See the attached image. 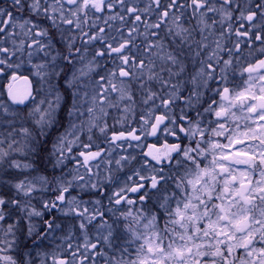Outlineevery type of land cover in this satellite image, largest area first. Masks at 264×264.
I'll return each instance as SVG.
<instances>
[{
	"label": "snow or ice",
	"instance_id": "6c2138e0",
	"mask_svg": "<svg viewBox=\"0 0 264 264\" xmlns=\"http://www.w3.org/2000/svg\"><path fill=\"white\" fill-rule=\"evenodd\" d=\"M0 264H264V0H0Z\"/></svg>",
	"mask_w": 264,
	"mask_h": 264
},
{
	"label": "flooded vegetation",
	"instance_id": "af4514ba",
	"mask_svg": "<svg viewBox=\"0 0 264 264\" xmlns=\"http://www.w3.org/2000/svg\"><path fill=\"white\" fill-rule=\"evenodd\" d=\"M131 126L132 127H138V125L135 124V123H133ZM118 128L121 129V126L117 127V129ZM121 130H125L126 131L127 129H121ZM118 131H119V129H118ZM158 135H159V139H157V137L149 136L147 138V140L143 141V144H144L143 150L144 151H147L148 150L147 147H146L147 145H155L157 149L163 150V145L165 143H169L170 144V143L177 142L174 137L168 136L167 138H165V135L164 134H158ZM133 143H135V142H133ZM140 151H141V149L140 148H137V149H135L134 154H139ZM126 170L128 171V169H126ZM129 195L134 198V194H131L130 193Z\"/></svg>",
	"mask_w": 264,
	"mask_h": 264
},
{
	"label": "rangeland",
	"instance_id": "374dc122",
	"mask_svg": "<svg viewBox=\"0 0 264 264\" xmlns=\"http://www.w3.org/2000/svg\"><path fill=\"white\" fill-rule=\"evenodd\" d=\"M119 126L117 125V127H119ZM118 129L121 130L120 128H118ZM118 129L116 128L115 130L118 131ZM69 167H71V165H69ZM125 173H127L129 175L131 174L129 172V170L127 171L126 169L121 171V172H115L114 173V175L119 178L120 184H123L124 182H126L127 177H126Z\"/></svg>",
	"mask_w": 264,
	"mask_h": 264
},
{
	"label": "trees",
	"instance_id": "16d2710c",
	"mask_svg": "<svg viewBox=\"0 0 264 264\" xmlns=\"http://www.w3.org/2000/svg\"><path fill=\"white\" fill-rule=\"evenodd\" d=\"M97 143H99V141H97Z\"/></svg>",
	"mask_w": 264,
	"mask_h": 264
}]
</instances>
